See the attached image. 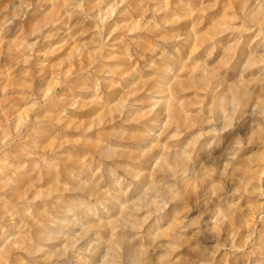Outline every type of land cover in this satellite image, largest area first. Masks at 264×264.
I'll use <instances>...</instances> for the list:
<instances>
[{"label":"rangeland","instance_id":"obj_1","mask_svg":"<svg viewBox=\"0 0 264 264\" xmlns=\"http://www.w3.org/2000/svg\"><path fill=\"white\" fill-rule=\"evenodd\" d=\"M0 264H264V0H0Z\"/></svg>","mask_w":264,"mask_h":264}]
</instances>
